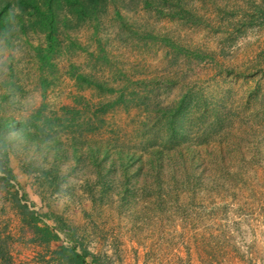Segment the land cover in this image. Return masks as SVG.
<instances>
[{"label":"rangeland","instance_id":"rangeland-1","mask_svg":"<svg viewBox=\"0 0 264 264\" xmlns=\"http://www.w3.org/2000/svg\"><path fill=\"white\" fill-rule=\"evenodd\" d=\"M59 246L264 264V0H0V264Z\"/></svg>","mask_w":264,"mask_h":264},{"label":"trees","instance_id":"trees-1","mask_svg":"<svg viewBox=\"0 0 264 264\" xmlns=\"http://www.w3.org/2000/svg\"><path fill=\"white\" fill-rule=\"evenodd\" d=\"M25 226L32 235L31 240L39 245L49 244L57 240L55 234L50 232L47 227L40 226V224L35 222V217H30L29 220L26 221ZM1 251L3 253V250ZM4 254H6L5 251ZM1 256L3 257L2 254ZM53 256L56 260L60 261L61 264H84L86 257L91 255L86 250L77 252L72 248L59 246L53 251Z\"/></svg>","mask_w":264,"mask_h":264}]
</instances>
